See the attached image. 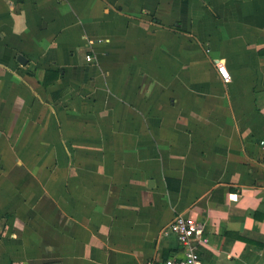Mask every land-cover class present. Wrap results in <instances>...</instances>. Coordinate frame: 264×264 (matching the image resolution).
Returning <instances> with one entry per match:
<instances>
[{"label":"crops","instance_id":"crops-1","mask_svg":"<svg viewBox=\"0 0 264 264\" xmlns=\"http://www.w3.org/2000/svg\"><path fill=\"white\" fill-rule=\"evenodd\" d=\"M179 213L264 264V0H0V264H162Z\"/></svg>","mask_w":264,"mask_h":264},{"label":"built area","instance_id":"built-area-1","mask_svg":"<svg viewBox=\"0 0 264 264\" xmlns=\"http://www.w3.org/2000/svg\"><path fill=\"white\" fill-rule=\"evenodd\" d=\"M86 60H91V55L87 54ZM217 71L223 80H228L229 73L221 61L216 63ZM167 232H173L178 242L183 246V256L180 258H168L162 264H201L198 246L207 242L204 234V224L192 216L182 213L176 214L167 227ZM157 264V263H151Z\"/></svg>","mask_w":264,"mask_h":264}]
</instances>
